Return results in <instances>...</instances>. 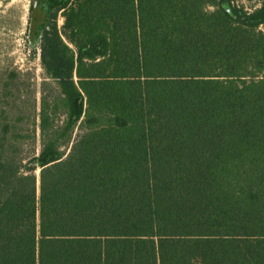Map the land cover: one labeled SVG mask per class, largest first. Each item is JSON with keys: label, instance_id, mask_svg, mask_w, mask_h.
<instances>
[{"label": "trees", "instance_id": "obj_1", "mask_svg": "<svg viewBox=\"0 0 264 264\" xmlns=\"http://www.w3.org/2000/svg\"><path fill=\"white\" fill-rule=\"evenodd\" d=\"M247 1L31 0L58 93L24 114L15 73L0 82V264H264Z\"/></svg>", "mask_w": 264, "mask_h": 264}, {"label": "rangeland", "instance_id": "obj_2", "mask_svg": "<svg viewBox=\"0 0 264 264\" xmlns=\"http://www.w3.org/2000/svg\"><path fill=\"white\" fill-rule=\"evenodd\" d=\"M238 1L249 9L258 4L255 1ZM30 2L0 0V82L12 72L15 73L13 83L17 88L12 91V95L23 101L24 114L31 113L34 106L36 108L41 96L58 93L56 83L47 77L42 68L39 47L33 46L28 37ZM58 23H63L62 17H59ZM28 127L31 130V125ZM77 133L76 129L73 136Z\"/></svg>", "mask_w": 264, "mask_h": 264}]
</instances>
